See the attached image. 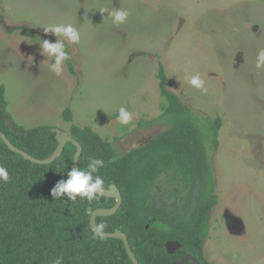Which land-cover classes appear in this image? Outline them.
Here are the masks:
<instances>
[{"label": "rangeland", "instance_id": "rangeland-1", "mask_svg": "<svg viewBox=\"0 0 264 264\" xmlns=\"http://www.w3.org/2000/svg\"><path fill=\"white\" fill-rule=\"evenodd\" d=\"M123 8L114 25L101 9ZM72 24L80 42L65 41L74 74L49 70L40 42L47 25ZM264 1L0 0V86L4 115L26 129L68 133L88 126L123 155L165 130L158 121L167 89L191 110L222 125L211 156L212 194L203 255L210 264H264ZM199 73L205 92L188 77ZM123 106L137 114L122 126ZM69 108L72 122L63 119ZM159 122V121H158ZM147 126V127H146ZM210 155V154H209ZM160 192L165 184H158ZM200 188V187H199Z\"/></svg>", "mask_w": 264, "mask_h": 264}, {"label": "trees", "instance_id": "trees-1", "mask_svg": "<svg viewBox=\"0 0 264 264\" xmlns=\"http://www.w3.org/2000/svg\"><path fill=\"white\" fill-rule=\"evenodd\" d=\"M65 63L74 74L72 61ZM156 77L164 102L159 122L153 123L163 124L164 131L119 156L111 142L88 126L71 124L68 134L82 147L78 166L86 169L88 157L102 159L105 166L97 174L104 179L105 189L113 184L120 192L118 211L96 218L97 226L105 225L103 233L125 234L139 264H174L185 256L210 264L202 246L216 204L210 160L218 148L222 120L183 104L167 89L162 64ZM5 106L0 86V115L5 114ZM63 119L73 120L68 107ZM0 132L39 160L49 158L57 147L49 127L26 129L14 124L6 128L0 120ZM75 151L67 143L53 163L36 165L10 151L0 139V166L10 177L8 182L0 181V264H54L57 257L63 258V264H132L121 240L101 238L91 228L87 210L111 208L114 199L101 196L89 203L52 198L54 185L67 179ZM158 184L166 185L163 192ZM168 241L181 245L173 255L165 249Z\"/></svg>", "mask_w": 264, "mask_h": 264}, {"label": "clouds", "instance_id": "clouds-1", "mask_svg": "<svg viewBox=\"0 0 264 264\" xmlns=\"http://www.w3.org/2000/svg\"><path fill=\"white\" fill-rule=\"evenodd\" d=\"M101 13H107V18L112 20L114 25L124 24L129 12L123 8L101 9ZM45 35L52 34L57 38L55 42L47 39L40 42L41 54L52 58L49 70L55 75L62 74L64 64L70 59L68 51H66L65 41L70 44H77L80 42L81 36L79 30L72 24H56L47 25L43 28ZM256 67L258 69L264 68V48L260 49L256 57ZM188 83L192 88L205 92V81L201 78L199 73L188 77ZM137 114L129 111L126 107L121 106L116 117L117 122L122 126L129 125ZM105 166L102 159L88 157V164L86 169L82 170L79 166L73 165L67 171V179H60L51 189V196L56 200H63L65 197L71 202H76L77 198L87 200L89 203L98 200L99 197L105 195V181L98 175V170ZM10 179L8 170L0 166V181L8 182ZM88 213L94 216L92 209L89 208ZM105 225H95L93 231L96 235H100ZM54 264H63V258L57 257Z\"/></svg>", "mask_w": 264, "mask_h": 264}, {"label": "water", "instance_id": "water-1", "mask_svg": "<svg viewBox=\"0 0 264 264\" xmlns=\"http://www.w3.org/2000/svg\"><path fill=\"white\" fill-rule=\"evenodd\" d=\"M0 120H3L5 122L6 128H9V127L14 125V122L11 120V118H9L6 115H0ZM51 132L55 134V140L57 141V147L53 151L52 155L49 158L44 159V160L36 159V158L30 156L29 154L25 153L24 151L16 148L15 146H13L11 144V142L8 140V138L1 132H0V139L5 143V145L7 146V148L10 151L21 155L25 160L29 161L32 164H36V165H49V164L53 163L55 160H57L61 156L65 145L67 143H70L76 149L74 157H73V165L78 166L79 158H80L81 153H82V147L80 146V144L77 141H75L68 133L63 132L59 129H51ZM105 192H106L105 195L102 197L114 199L115 204L111 208H98V209L93 211L94 216L91 215V217H90V224H91L92 230H93V228H95L97 217L112 216L121 207L122 198H121L119 190L117 189V187L115 185H113V184L110 185L107 189H105ZM97 236H99L101 238H112V239L121 240L123 242L125 252H126L128 258L130 259V261L132 262V264H139L134 253L132 252V250L130 248V245H129V242L127 240L126 235L123 234L121 231L115 230L113 233H103L102 232L100 235H97ZM180 248H181V245L176 241H168L165 243V249H166L168 254L173 255ZM189 263L199 264L198 261L194 257H191V256H185L181 260L175 262L174 264H189Z\"/></svg>", "mask_w": 264, "mask_h": 264}]
</instances>
